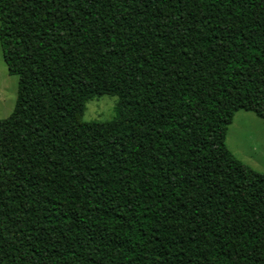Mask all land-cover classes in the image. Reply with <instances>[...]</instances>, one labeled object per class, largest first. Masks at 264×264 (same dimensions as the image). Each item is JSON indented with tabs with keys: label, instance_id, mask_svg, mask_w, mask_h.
<instances>
[{
	"label": "trees",
	"instance_id": "16d2710c",
	"mask_svg": "<svg viewBox=\"0 0 264 264\" xmlns=\"http://www.w3.org/2000/svg\"><path fill=\"white\" fill-rule=\"evenodd\" d=\"M0 49V264H264V174L224 143L264 118V0H0Z\"/></svg>",
	"mask_w": 264,
	"mask_h": 264
},
{
	"label": "rangeland",
	"instance_id": "374dc122",
	"mask_svg": "<svg viewBox=\"0 0 264 264\" xmlns=\"http://www.w3.org/2000/svg\"><path fill=\"white\" fill-rule=\"evenodd\" d=\"M16 90V76L10 75L2 60L0 49V119L11 111ZM115 97L101 94L88 99L81 113L83 121H103L113 112ZM224 143L243 164L264 174V118L251 111L237 110L226 126Z\"/></svg>",
	"mask_w": 264,
	"mask_h": 264
}]
</instances>
